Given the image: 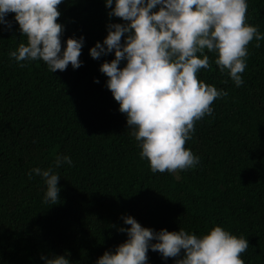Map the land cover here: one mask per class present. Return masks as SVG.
<instances>
[{
    "label": "trees",
    "instance_id": "1",
    "mask_svg": "<svg viewBox=\"0 0 264 264\" xmlns=\"http://www.w3.org/2000/svg\"><path fill=\"white\" fill-rule=\"evenodd\" d=\"M247 3L246 22L264 33V0ZM59 11L62 47L69 37H84L77 69L51 73L42 60L20 67L8 53L26 38L14 14L6 16L11 29L0 24V264H45L42 255L96 264L127 239L117 229L129 227L122 219L128 215L155 231L183 228L197 236L221 226L247 239L245 264H264V41L249 45L241 86L214 62L211 72L198 74L229 93L197 121L185 145L200 163L152 173L99 70L114 52L99 59L89 53L108 23L123 21L109 18L105 0H62ZM57 155L73 164L54 168L60 200L49 206L43 179L28 173L53 166ZM147 255L148 264L177 259L150 248Z\"/></svg>",
    "mask_w": 264,
    "mask_h": 264
},
{
    "label": "clouds",
    "instance_id": "2",
    "mask_svg": "<svg viewBox=\"0 0 264 264\" xmlns=\"http://www.w3.org/2000/svg\"><path fill=\"white\" fill-rule=\"evenodd\" d=\"M61 3L0 0V24L11 29L6 16L14 14L20 35L26 38L8 53L20 67H25L22 62L39 60L51 73L63 72L69 64L73 69L81 66L84 37H69L62 47ZM105 4L109 18L123 23H108L103 42L97 41L89 53L99 59L114 52V59L103 62L99 70L126 116L141 159L148 161L152 173L195 168L200 158L185 145L193 138L197 121L213 115L214 101L229 94L206 84L198 74L202 69L211 72L214 62L220 74L239 87L244 83L249 45L255 41L258 49L264 41V33L246 22L247 0H105ZM206 53L214 54V61ZM122 61H126L123 67ZM65 163L72 166L73 161L57 155L53 166L28 173L30 179L33 174L43 179V202L49 206L60 200V175L54 168ZM122 219L129 227L117 230L127 239L114 252L105 251L96 264H148L149 248L165 260L177 258L175 264H245L241 256L248 250L247 239L221 226L197 236L183 228L155 231L130 215ZM41 259L45 264H70L66 255Z\"/></svg>",
    "mask_w": 264,
    "mask_h": 264
}]
</instances>
